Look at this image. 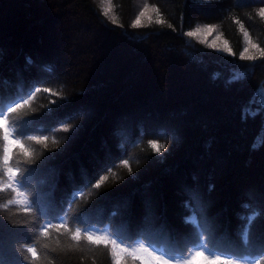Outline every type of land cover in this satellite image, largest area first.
I'll list each match as a JSON object with an SVG mask.
<instances>
[{
	"label": "trees",
	"instance_id": "1",
	"mask_svg": "<svg viewBox=\"0 0 264 264\" xmlns=\"http://www.w3.org/2000/svg\"><path fill=\"white\" fill-rule=\"evenodd\" d=\"M261 8L264 0H0V105L38 89L10 117L48 137L25 142L27 156L12 147L34 170L25 195L39 203L0 207V256L115 264L111 245L89 242L88 231L178 257L202 236L251 264L264 245ZM49 222L63 227L44 235ZM33 244L39 259L26 252ZM117 252L120 264H157L149 252Z\"/></svg>",
	"mask_w": 264,
	"mask_h": 264
},
{
	"label": "snow or ice",
	"instance_id": "2",
	"mask_svg": "<svg viewBox=\"0 0 264 264\" xmlns=\"http://www.w3.org/2000/svg\"><path fill=\"white\" fill-rule=\"evenodd\" d=\"M110 3V0H109ZM110 9L105 11V15ZM143 15V13H141ZM258 15L261 18H264V8H261L258 11ZM140 23L139 19L135 21V25ZM243 27V26H241ZM200 29H197L195 32H188L187 35L190 37L196 36ZM245 36L247 33L245 32ZM250 42V41H249ZM253 48L259 49V46L252 44ZM231 52V49H228ZM244 52H247L248 49L244 48ZM260 55L264 56V49H259ZM249 60L256 59L255 56L246 57ZM241 59H245L243 54H241ZM35 91H39L35 89ZM33 93H29L28 97H21L18 100L13 101L11 104L6 106L0 105V193H8L7 203L0 204V207L7 208L9 205H28V208H25V211L30 210V208L35 207L39 203V194H34L31 201H29L28 196L25 195V192L31 187L29 183V177L32 173V169L21 168L20 162L15 158L18 153L12 151L13 145L19 146V151H22L25 156L29 155L28 148H25V142H28L31 145V142L35 141L37 144L44 143L48 137L44 135H31L27 129V124L30 122L25 121L23 123L17 122L14 119H11L10 114L17 111V109L23 107L25 104H28L29 99L32 97ZM71 128L70 124H65L63 127L64 131H69ZM152 148L156 152H160L161 148L156 142H151ZM125 165L128 164V161H123ZM108 177L104 176L99 179L98 183L94 186L99 187L104 180ZM24 197L23 200L19 197ZM2 198V197H0ZM49 227H63L51 225L49 222L48 225L42 227V233L44 235L48 234ZM251 225L245 224L241 230V242L248 246L251 244ZM72 238L74 240L81 239V229L76 228L72 233ZM83 238H86L89 242L100 245L104 244L105 246L111 245L112 256L115 259V264H120V256L117 252L119 249L120 253H126L128 256L135 257L138 251L149 252V248L145 247L144 243H141L139 247L128 244V242L120 236H114L111 240L105 239L102 235H93L91 232L84 231ZM199 245L192 252H189L187 256L178 257L170 256L167 252L161 251L160 255L156 254L157 250L149 252V255L157 262V264H171L173 260L176 261V264H189L190 259H195L196 257L203 256L204 259L208 260L210 264H239V261L243 257L235 256L233 254H225L219 251H215L209 248L206 238L199 237ZM26 252L31 254V257L34 259H39V253L37 251V246L33 244L32 246H26ZM261 261H264V245H261L258 253L252 258L251 264H260ZM0 264H9V261H6L2 256H0ZM126 264V262H125Z\"/></svg>",
	"mask_w": 264,
	"mask_h": 264
}]
</instances>
